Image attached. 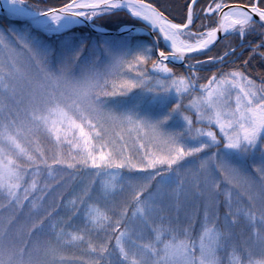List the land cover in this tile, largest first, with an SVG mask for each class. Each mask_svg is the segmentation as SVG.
Segmentation results:
<instances>
[{"label": "snow or ice", "instance_id": "6c2138e0", "mask_svg": "<svg viewBox=\"0 0 264 264\" xmlns=\"http://www.w3.org/2000/svg\"><path fill=\"white\" fill-rule=\"evenodd\" d=\"M0 9V264H264V76L226 43L264 59V0ZM121 12L150 43L73 32Z\"/></svg>", "mask_w": 264, "mask_h": 264}, {"label": "trees", "instance_id": "16d2710c", "mask_svg": "<svg viewBox=\"0 0 264 264\" xmlns=\"http://www.w3.org/2000/svg\"><path fill=\"white\" fill-rule=\"evenodd\" d=\"M28 3H30V4H37L38 3L40 7H51V6L59 7V6H62L63 3H65V0H28ZM157 3H166L169 6V11L177 19H180L183 17V14H184L183 9H184L186 0H157ZM95 24L99 25L100 27L105 28V29L117 30L121 26H124V25H132V24L137 25L139 23H138V21L130 18V16L128 14L121 12L118 15H114V16L109 15V16H106L102 19L99 18L96 20ZM13 26L22 27L23 24L14 22L12 20H9V19H6L5 17L0 16V30H8ZM73 32L75 33V35L77 37L84 38L90 44L107 38V37L95 35L90 30L88 31V29H86L84 27L75 28V29H73ZM47 39H48V42L53 44V45H56L59 42V39L57 37H54V36L48 37ZM111 39L122 40V39H127V38L111 37ZM251 39L255 40V37H252ZM129 40L133 44L140 43V42L146 43V41L144 39H142L141 37H133V38H130ZM246 45H247V43H246ZM235 56L239 57V60L237 62H235V65L239 66L241 68H246L247 74L252 79H255L257 81V79H261L262 76H264V59H261L258 56H254L249 60L248 65H244L243 60L249 59V49L248 48L245 49L240 55L234 54L233 56H231V58H234ZM175 68H176V71L179 73H183L186 71V69L181 67V66H175ZM213 71H215V70H213ZM201 75L206 77V76H209V73L208 72H202ZM121 99L125 103H128V104H131L133 102L129 98H121ZM152 110L154 113L159 111L158 107H154V108H152ZM81 176H84V174H82ZM118 199H120V198L118 197ZM221 212L223 213V208H222ZM235 231L238 233L244 232L245 234H247V229L244 227L243 223H241V225L237 229H235Z\"/></svg>", "mask_w": 264, "mask_h": 264}, {"label": "flooded vegetation", "instance_id": "af4514ba", "mask_svg": "<svg viewBox=\"0 0 264 264\" xmlns=\"http://www.w3.org/2000/svg\"><path fill=\"white\" fill-rule=\"evenodd\" d=\"M154 2H157V0H154ZM201 3H204L206 2V0H200ZM138 25H141V23H139ZM135 37V36H134ZM142 39H144L146 41V43H150V39L146 36H140ZM132 38V36H129V39ZM257 39L258 41V37H255V40ZM227 44H230L232 47L236 48L237 51L235 52V55H240L245 49H249V46L248 44L246 45V42H242L238 37H229L228 41L226 42ZM243 43V50L241 51V45ZM227 50L226 47H225V44L224 43H221L219 45V47H216L215 48V51L211 52L210 55H213V56H218V55H221L223 54V52ZM219 52V53H218ZM234 55V54H233ZM231 55V56H233ZM231 56L228 58L229 59V64H231L233 61L237 62L239 60V57L235 56L234 58H231ZM204 58V57H203ZM191 63H195V61H191ZM212 68V70H215L214 67L212 66H209ZM186 69V67H184ZM261 79H257V82H259Z\"/></svg>", "mask_w": 264, "mask_h": 264}, {"label": "water", "instance_id": "95a60500", "mask_svg": "<svg viewBox=\"0 0 264 264\" xmlns=\"http://www.w3.org/2000/svg\"><path fill=\"white\" fill-rule=\"evenodd\" d=\"M0 16L5 17L6 19L13 20L12 18H9L8 16H6L4 14L2 9H0ZM80 26L87 27L94 34L101 35V36H108V37H110V36H125V35H128L129 33L148 36L146 34V29L144 28V26H127V27H123L117 31H109V30L101 29V28H99V26L96 27L95 25L93 26V25H90L88 23H85L84 25H80ZM149 38L151 39V37H149Z\"/></svg>", "mask_w": 264, "mask_h": 264}, {"label": "rangeland", "instance_id": "374dc122", "mask_svg": "<svg viewBox=\"0 0 264 264\" xmlns=\"http://www.w3.org/2000/svg\"><path fill=\"white\" fill-rule=\"evenodd\" d=\"M158 110H160V109L158 108ZM150 111L153 112L152 109H150ZM153 113H154V112H153ZM193 119H195V117H193ZM129 143H131V141H129ZM82 174H83V173H80V174H79L80 179H75V180L73 181V186L79 185V184L81 183V179H83V180H85V181L88 179V177L81 176ZM184 178H185L186 184H187L189 187H191L192 183H193L194 180H195V177H194L192 174H189V173L186 172L185 175H184ZM69 190H70V189H69ZM66 195H67V193H66ZM182 199H183V198H182ZM221 210H222V209H221ZM223 212H224V209H223ZM180 215H181V218H183V215H184L183 210L181 211ZM221 215H223L222 212H221ZM245 235H247V234H245Z\"/></svg>", "mask_w": 264, "mask_h": 264}]
</instances>
